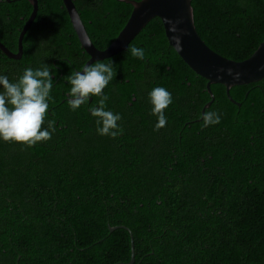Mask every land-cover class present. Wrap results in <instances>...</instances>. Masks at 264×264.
<instances>
[{
    "label": "trees",
    "instance_id": "obj_1",
    "mask_svg": "<svg viewBox=\"0 0 264 264\" xmlns=\"http://www.w3.org/2000/svg\"><path fill=\"white\" fill-rule=\"evenodd\" d=\"M39 1L41 17L55 11L61 19L57 28L71 31L62 0ZM73 1L94 19L121 12L124 16L118 18L125 22L131 10L120 0ZM191 5L198 35L224 57L243 60L264 38V0H191ZM98 24L95 20L94 27ZM74 40L64 50L79 49ZM112 40L92 42L104 48ZM25 43L29 46L19 60L0 51V74L11 82L25 67H46L39 41ZM130 46L142 47L145 58L127 50L109 57L115 76L104 89L106 108L121 116L120 135L96 132L88 107L99 97L72 111L65 94L70 86L60 85L50 92L49 109H55L46 113L42 125L55 122L50 140L31 147L0 141V264L127 262L129 233L109 230L118 225L132 234L133 264H264V77L229 89L239 106L226 97L223 85H210L213 101L205 112L219 113L220 121L187 128V156L143 151L146 142L138 143L139 134L151 137L145 131L155 122L148 111L152 88L171 93L172 125L164 138L173 143L182 121L198 117L210 97L206 80L168 44L158 17L145 24ZM132 96L145 107L134 106L136 115L127 106ZM146 113L151 122H139L137 115ZM161 157L172 167L160 166Z\"/></svg>",
    "mask_w": 264,
    "mask_h": 264
},
{
    "label": "clouds",
    "instance_id": "obj_2",
    "mask_svg": "<svg viewBox=\"0 0 264 264\" xmlns=\"http://www.w3.org/2000/svg\"><path fill=\"white\" fill-rule=\"evenodd\" d=\"M169 31L174 33L172 42L180 47V38L175 35L176 28L171 26ZM137 59L145 58L142 47L130 46L126 49ZM113 61L107 63L95 62L85 64L80 70H74L67 76L70 89L67 93V104L75 111L89 101L92 96L99 97L96 105H89V114L95 118L96 132L101 136L115 138L122 129L117 123L121 120L119 113H113L106 108L109 97L104 93L105 87L113 80L115 70ZM53 79L48 67H25L15 82H11L7 75L0 74V141L23 143L28 147L37 142L48 141L56 131L55 122L49 120L47 127L42 128L45 115L49 110L50 92ZM152 105L151 114L156 116L155 129L164 127L167 123L164 109L172 102L171 93L164 87L156 86L149 93ZM202 127L217 124L220 114L207 111L200 114Z\"/></svg>",
    "mask_w": 264,
    "mask_h": 264
},
{
    "label": "water",
    "instance_id": "obj_3",
    "mask_svg": "<svg viewBox=\"0 0 264 264\" xmlns=\"http://www.w3.org/2000/svg\"><path fill=\"white\" fill-rule=\"evenodd\" d=\"M29 1L33 9L24 29L28 26L36 12V0ZM122 1L132 5L130 15L115 39L107 47L98 49L88 37L73 1L62 0L73 28L77 33L79 43L89 56L84 65L109 58L125 50L131 39L145 26V24L151 18L158 17L163 25L164 35L168 44L195 74L206 80L205 90L210 99L202 106L201 113L204 112L213 99V93L210 88L211 84L219 83L223 85L226 97L232 103L239 106V103L230 96L229 89L235 85L259 81L264 77V38L248 57L239 61L232 60L212 50L200 38L194 25L191 0ZM171 26L176 28L175 35L180 38L179 48L172 42L171 38L174 33L169 31ZM20 40H18L19 48L21 46ZM0 50L9 58L20 57V51L18 53H12L4 47L2 43H0ZM116 228L125 229L129 233L130 259L127 262H116L114 264H133L134 245L132 234L129 228L124 225L109 226L110 231Z\"/></svg>",
    "mask_w": 264,
    "mask_h": 264
},
{
    "label": "flooded vegetation",
    "instance_id": "obj_4",
    "mask_svg": "<svg viewBox=\"0 0 264 264\" xmlns=\"http://www.w3.org/2000/svg\"><path fill=\"white\" fill-rule=\"evenodd\" d=\"M124 3H127V2H124ZM127 4H130V3H127ZM74 6L77 10L80 20L82 24L84 25L86 33L88 37L90 38L91 42L92 40L94 41H99V40L106 41L107 40L108 41L111 38L114 40L127 21L126 20L124 22V19H123L124 14L121 12L118 13L116 16H113L112 18L94 19L92 17L85 16L83 11L75 3H74ZM43 7L44 6L42 5V3L40 4V1L36 0L35 15L29 22L28 26L24 29V26L26 22L28 21V19L30 18L31 12L33 9L30 1L29 0H0V43H2V45L6 47L12 53H18L20 51L19 58H12L15 60H19L21 59L24 51L27 50L29 46L28 43L24 44L26 39L38 40L39 41L38 45H41L42 48L46 52V54L44 55L42 54V56L44 57V59L42 60L44 61L43 64L46 65V67H48L50 70V74L53 79L52 89L54 87L59 89L60 85L66 86V87L70 86L66 81L67 76L70 74L69 72L70 71L72 72L74 70H80L82 67L78 68L77 65H79L82 61H84L83 63H85L89 56L85 52V50L81 47L80 43H79V49L77 47L76 49L74 48L72 50H64L68 47L71 48L73 46L74 41H75L74 39H76L77 41H79V39H78L75 29L73 28L72 22L68 16L66 8L63 5V2L61 4V8L64 9V13L67 16L68 22L71 27L70 29L71 31L62 29V28H57V21H60L61 19L60 17H56L55 11L53 15L51 16H49V13H47L41 17L40 9ZM131 9H132V5H131ZM58 12L63 14L62 11H58ZM120 15H123V16L118 18V16ZM95 20L101 21V24H98V26L94 27ZM134 37L131 40H133ZM61 39H63V41L65 42L64 45H61V42H60ZM18 40L21 41L20 48H19ZM98 49H103V48H98ZM65 53H66V56H65ZM94 62H97V61H94ZM83 65L84 64H82V66ZM67 93H68V90L65 92L66 96H67ZM92 98L93 97L89 98L88 103L92 104L91 103ZM139 104L140 102L139 101L137 102L136 97L132 96L130 101L127 102L128 110H131V112L134 115H136L137 109L139 107L142 109L145 108L143 106H140ZM92 105H96V104H92ZM210 105L206 109H208ZM134 106H137V109ZM201 108H200L198 117L192 118L190 120L182 121L181 128L177 134V138L174 141V143L172 139L167 140L164 138L165 137L164 133L166 129L170 125H172V118L170 119L168 107L165 109L166 111H164L167 123L164 127L158 130L154 128V124L156 123L157 118L156 116L153 115L155 122L153 125L150 124V127L147 128L145 131L148 134H150L151 137L139 134L140 140L138 139V143L140 144L141 141L146 142L145 147H143L141 143V150L148 151V152H158V153L161 151L176 152V153H179L180 156L182 155L187 156L188 152H187V148L185 147L187 143V134L189 133L187 128H191V125L193 123L202 122V120L200 119ZM54 109L55 107L52 106L51 109H49L47 112L50 113V110H54ZM206 109L204 110V112L206 111ZM148 111L151 112L150 110ZM149 115H150L149 113H146L144 115L138 114L137 117L139 118V122H145V121L151 122ZM175 123L180 124L179 119ZM140 132L142 131L138 130V133ZM203 140H206L207 142L209 140V137L205 136ZM202 144H203V148L209 147L207 143H202ZM161 158H162L163 164H160V166L172 167V162H170V165H168L167 163L164 162L166 161V159L164 157H161Z\"/></svg>",
    "mask_w": 264,
    "mask_h": 264
}]
</instances>
